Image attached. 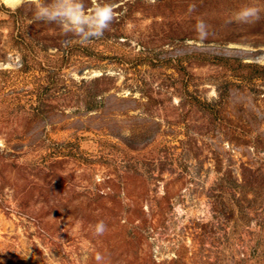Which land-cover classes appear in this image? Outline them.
<instances>
[{"label":"rangeland","instance_id":"1","mask_svg":"<svg viewBox=\"0 0 264 264\" xmlns=\"http://www.w3.org/2000/svg\"><path fill=\"white\" fill-rule=\"evenodd\" d=\"M46 2L0 0V264H264V0Z\"/></svg>","mask_w":264,"mask_h":264},{"label":"clouds","instance_id":"2","mask_svg":"<svg viewBox=\"0 0 264 264\" xmlns=\"http://www.w3.org/2000/svg\"><path fill=\"white\" fill-rule=\"evenodd\" d=\"M22 3V0H17ZM114 6L105 4L86 9L82 0H48L34 11L37 21L57 24L65 34L71 33L82 42H88L93 38H100L109 28L114 19ZM256 15L254 9H246L239 13L238 19L247 21ZM203 29V23L197 25ZM97 234L105 231L103 222L96 226Z\"/></svg>","mask_w":264,"mask_h":264},{"label":"bare ground","instance_id":"3","mask_svg":"<svg viewBox=\"0 0 264 264\" xmlns=\"http://www.w3.org/2000/svg\"><path fill=\"white\" fill-rule=\"evenodd\" d=\"M26 0H22V2H24ZM4 2L9 5V6H12V7H16L18 6L19 4L21 3H18L17 0H4Z\"/></svg>","mask_w":264,"mask_h":264}]
</instances>
